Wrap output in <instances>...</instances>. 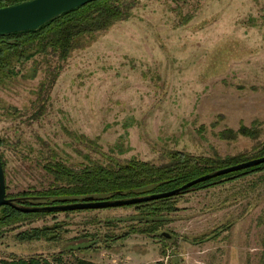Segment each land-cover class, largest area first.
<instances>
[{
  "label": "rangeland",
  "instance_id": "obj_1",
  "mask_svg": "<svg viewBox=\"0 0 264 264\" xmlns=\"http://www.w3.org/2000/svg\"><path fill=\"white\" fill-rule=\"evenodd\" d=\"M45 60L55 64L36 55L0 85V136L17 142L5 148L9 193L45 185L39 160L52 152L73 164L101 154L159 164L171 150L224 157L264 141V0H134L128 19L61 62L40 99ZM252 122L257 139L216 135ZM175 204L154 235L123 236L138 216L130 207L26 220L0 229V261L264 264V171ZM56 223L59 241L15 237Z\"/></svg>",
  "mask_w": 264,
  "mask_h": 264
},
{
  "label": "trees",
  "instance_id": "obj_2",
  "mask_svg": "<svg viewBox=\"0 0 264 264\" xmlns=\"http://www.w3.org/2000/svg\"><path fill=\"white\" fill-rule=\"evenodd\" d=\"M22 1L25 0H0V7ZM133 7L134 0H91L45 22L35 30H22L1 35L0 85L6 79L18 75L21 72V66L36 55L51 56L55 64L51 67L49 61L45 60L46 75L37 91L38 98H44L59 74V69L62 67L61 62H64L74 49L90 43L96 35L109 29L116 22L128 19ZM262 123L264 124V120ZM260 133L257 122H252L251 125L239 124L236 130L225 128L218 131L216 135L222 140H234L238 136L257 139ZM11 144L16 146L17 142H7L4 137L0 136V160L4 170L6 198L14 205L24 208L77 203L89 198L115 201L160 194L177 189L217 169L264 156V141L257 143L249 152L224 157L193 155L171 150L167 153V160L159 164L136 157L121 159L115 155L105 154H101L100 157L86 155L84 162L73 164L58 157L56 152H52L49 157H42L39 160L40 168L46 177L45 185L40 188L30 186L21 191L9 193L5 148ZM93 145L96 147L95 144ZM263 171L264 162L206 180L185 189L177 196L122 206L133 208L138 212L136 218H130V222L136 223L130 226L129 232L123 236L127 237L131 233L154 235L160 228L171 222L166 217L179 210L175 204L178 198L191 192L222 186ZM87 211L97 210L22 213L12 207L3 206L0 208V229L12 231L19 228L20 223L26 220L53 216L58 213ZM59 225L56 223L52 227L25 229L16 233L15 237L21 242L59 241L61 229ZM0 264L95 263L78 258L73 262H64L60 254L53 257L52 261L33 257L27 260H2Z\"/></svg>",
  "mask_w": 264,
  "mask_h": 264
},
{
  "label": "water",
  "instance_id": "obj_3",
  "mask_svg": "<svg viewBox=\"0 0 264 264\" xmlns=\"http://www.w3.org/2000/svg\"><path fill=\"white\" fill-rule=\"evenodd\" d=\"M89 1L91 0H25L13 5L0 7V36L22 30H35L45 22L52 20L68 10L84 5ZM263 162L264 156H260L229 165L211 173L201 175V177L189 181L177 189L160 194L115 201L93 200L92 198H89L82 202L68 203L64 205L24 208L14 205L11 200L6 198L4 170L0 160V208L3 206H9L22 213H50L117 208L177 196L185 189L193 187L206 180L221 177V175ZM162 236L168 238L166 233H162Z\"/></svg>",
  "mask_w": 264,
  "mask_h": 264
}]
</instances>
